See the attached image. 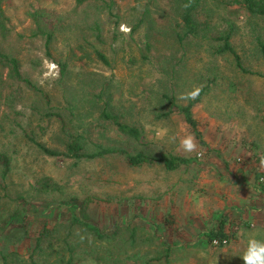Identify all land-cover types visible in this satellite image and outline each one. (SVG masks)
Listing matches in <instances>:
<instances>
[{"label":"rangeland","instance_id":"obj_1","mask_svg":"<svg viewBox=\"0 0 264 264\" xmlns=\"http://www.w3.org/2000/svg\"><path fill=\"white\" fill-rule=\"evenodd\" d=\"M184 1L0 0L10 28L0 46L38 87L0 65V152L11 159L4 179L0 164V264L3 255L11 264L28 259L44 227L65 235L79 210L72 198L118 232L105 245L132 263L166 264L170 248V264H243L249 240L264 242L254 229H225L226 244L207 236L214 206L242 197L244 166L264 158V17L234 0H202L196 18L204 25L181 40ZM228 33L247 71L220 51L216 37ZM195 87L206 88L193 108L200 136L176 108ZM110 115L138 128L141 140ZM188 134L197 144L191 153L179 147ZM75 138L88 153L98 145L191 161L170 170L159 161L130 166L120 152L79 159L67 147ZM254 168L252 188L264 190Z\"/></svg>","mask_w":264,"mask_h":264},{"label":"trees","instance_id":"obj_2","mask_svg":"<svg viewBox=\"0 0 264 264\" xmlns=\"http://www.w3.org/2000/svg\"><path fill=\"white\" fill-rule=\"evenodd\" d=\"M76 1L78 4H82L87 0ZM201 1L202 0L184 1L182 20L183 27L185 30L184 36H180L181 40H183L184 37L189 35H197L201 30L200 24L204 25L202 22H199L196 18V12L201 4ZM233 2L243 4L250 13L261 15L264 17V0H234ZM39 30L42 31L40 25ZM9 33L10 28L4 24V21H2V13L0 11V37L4 39L8 36ZM46 36L47 38L45 44L46 48H49L52 35L51 33H46ZM216 38L217 40L223 43L222 47L220 48V51L231 52L235 56L237 68L242 72L247 71L243 67L240 56L235 52L230 43V33L223 36H217ZM0 65L8 66L13 77L19 80H25V82L31 88H38L30 80L24 79L22 77L18 58L6 52L1 46ZM205 90L206 88L201 89L199 97L197 99L190 100L188 104L183 106H176V108H178L180 110V113L184 116V119L187 121V123L196 132L197 136H200V133L197 128V120L194 116L193 108L201 100ZM46 100L48 103H50V99L46 97ZM169 114L170 112H166L163 116H167ZM110 118L121 130L127 132L136 140H141L142 134L138 128L122 123L120 121V118H118L117 116L110 115ZM79 140L75 138L67 143L68 152H70L73 156L79 159L96 158L98 156H104L106 154L120 152L125 156V160L130 166H138L146 162L159 161L163 162L165 167L170 170L176 169L182 164L191 161L188 158L177 155H173L170 157H154L146 155L144 153L130 154L123 149L102 146L98 147V145L97 151L88 153L84 151V146L81 145V142ZM37 145L50 155L58 154L56 151L48 149L43 145H40L39 143H37ZM0 164L2 165V178L4 179L9 173L11 165V159L7 153L0 152ZM43 183H41L40 185H42ZM44 188L47 187H45L44 185ZM68 202L73 208L78 207L79 210L78 212L73 213V217L68 227L69 229L66 230L65 235L60 236L56 234L54 229H48L44 227V229H42L39 235L37 236L35 247L32 249V252L29 255L28 259H25L23 263L18 264H81V262L87 260L88 258L94 259L95 264H138L137 262H131L133 255H128L127 252L119 253L117 258H115V252L111 251V249L105 245L106 242L112 241L117 236V231H109L101 227L100 223L96 219L91 217L82 206L78 205L77 202H75L74 198L70 199ZM14 216L15 215H13L12 221L15 218ZM78 223L81 224L84 229H81V231L76 232L74 227L77 226ZM207 236L209 241L211 242H213L214 239H219L220 241H222L226 237L224 229H212L207 234ZM47 238V245H43V241ZM170 250V248H167V252L164 255L166 264H170ZM2 258V264H11L7 256L3 255ZM153 260L155 259H147L142 264H151Z\"/></svg>","mask_w":264,"mask_h":264},{"label":"crops","instance_id":"obj_3","mask_svg":"<svg viewBox=\"0 0 264 264\" xmlns=\"http://www.w3.org/2000/svg\"><path fill=\"white\" fill-rule=\"evenodd\" d=\"M249 162L244 166L245 174H247L244 176L248 178V182L245 183L249 188L244 190L242 197H233L234 203L230 200L220 201L214 206L219 210V213H211V222L207 223L209 229H254L256 235L259 232H264V190L252 188L251 185L254 182V172L252 171L257 169L254 167H257L258 163L260 169L258 175L264 177V165L254 159H249ZM255 239L257 238L255 237Z\"/></svg>","mask_w":264,"mask_h":264},{"label":"clouds","instance_id":"obj_4","mask_svg":"<svg viewBox=\"0 0 264 264\" xmlns=\"http://www.w3.org/2000/svg\"><path fill=\"white\" fill-rule=\"evenodd\" d=\"M122 32L125 34H130L131 29L125 25H121ZM201 88L195 87L187 93H182L179 97L181 100H194L200 95ZM175 137H173V140ZM179 147L185 153H191L196 150L197 144L194 137L191 134L184 136L180 140ZM261 164L264 165V158L261 159ZM243 264H264V242L252 238L248 242L247 249L245 250L243 256L241 257Z\"/></svg>","mask_w":264,"mask_h":264},{"label":"built area","instance_id":"obj_5","mask_svg":"<svg viewBox=\"0 0 264 264\" xmlns=\"http://www.w3.org/2000/svg\"><path fill=\"white\" fill-rule=\"evenodd\" d=\"M260 179H261V182L262 181H264V177L262 176V177H260ZM228 242V240L227 239H223L222 241H220L219 239H214L213 240V243L214 244H226Z\"/></svg>","mask_w":264,"mask_h":264}]
</instances>
